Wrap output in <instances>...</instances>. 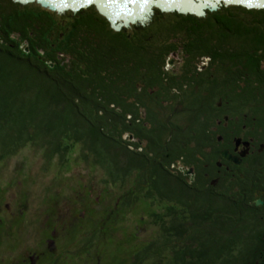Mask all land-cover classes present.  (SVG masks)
Masks as SVG:
<instances>
[{"label":"trees","instance_id":"1","mask_svg":"<svg viewBox=\"0 0 264 264\" xmlns=\"http://www.w3.org/2000/svg\"><path fill=\"white\" fill-rule=\"evenodd\" d=\"M20 3L0 0V158L31 144L48 160L79 144L83 161L102 170L104 183L128 185L121 206L140 198L155 205L154 238L127 264H264V206L240 190L239 177L201 181L206 147L216 145L218 131L209 129L216 116L207 109L217 99L223 107L235 97L251 102L264 141V9L224 3L200 14L151 8L154 18L127 36L95 5L63 9L73 17L59 31L48 13L18 9ZM162 11L174 13L163 17ZM175 34L182 35L178 45L169 40ZM176 51L185 56L181 73L165 68ZM204 57L227 79L226 90L197 70ZM179 76L197 83L180 89ZM132 96L144 116L135 102L129 106ZM178 161L194 167L193 181L172 167ZM254 178L264 180V161Z\"/></svg>","mask_w":264,"mask_h":264},{"label":"rangeland","instance_id":"2","mask_svg":"<svg viewBox=\"0 0 264 264\" xmlns=\"http://www.w3.org/2000/svg\"><path fill=\"white\" fill-rule=\"evenodd\" d=\"M20 1L18 9L37 7L48 13L59 31L73 17L70 10ZM197 5L201 4L195 0ZM150 10L140 14L144 21L118 19L113 25L127 36L137 34L135 27L154 18L156 10ZM172 13L161 12L163 17ZM169 40L178 45L182 35H170ZM176 53L167 55L174 60L167 67L175 71L181 55ZM127 187L104 183L102 170L83 161L79 144L48 160L41 148L31 144L0 158V264H127L131 254L156 233L149 223L155 205L143 198L128 207L119 204ZM143 264L160 262L147 259Z\"/></svg>","mask_w":264,"mask_h":264},{"label":"flooded vegetation","instance_id":"3","mask_svg":"<svg viewBox=\"0 0 264 264\" xmlns=\"http://www.w3.org/2000/svg\"><path fill=\"white\" fill-rule=\"evenodd\" d=\"M0 41H2V39H0ZM23 42L27 44L31 43L27 39H25ZM24 49L28 51L29 47L25 46ZM176 54L177 53L175 52V55ZM204 58H206L205 62L202 63L201 61V63L197 65V70L206 71L207 77L205 79V82L213 83L214 81L222 82L223 80H227L226 78L220 77L221 72H219L214 65L209 63L208 57ZM184 59V55H179V57L176 58L175 62H180V66L179 68H177V71H175L174 68H168L167 64L165 68L173 73H181V66H183L182 62L184 61ZM177 80H179L177 82V85L181 87L180 89L187 88V82H192L190 84L197 83L191 77L179 76ZM180 81L182 83H180ZM143 84L144 83L141 82L138 83L137 90H141ZM237 84H239V86L243 85L240 81V77L237 81ZM220 86L222 91L226 90L225 83L222 82ZM239 88L237 89L240 92ZM190 89L192 88L188 86V90ZM213 90L214 89H212L211 85L210 87H205V101L208 102V100L212 97V93L214 92ZM235 98H237V101H228L225 103L224 107L222 101L217 99L215 101L216 103H214V107L210 106V109H207L208 115H212V118L216 116L213 125H211L209 129L212 130V132H214L215 130L218 131H215L217 133L214 135L216 145L213 146L211 143L209 147H206L208 155H206L207 161L203 162V165L201 167V181L206 185H214L228 175L230 177H239L242 186V189L240 190L243 192L249 191L252 196H254L253 200L254 203H256L255 205L264 206V180L260 181L259 184H257L255 183L256 179L254 178V174L257 171H260V166L264 161V157H262V153L264 151V141L261 139L259 134V130L261 127L259 125L260 118H257L256 114H253V111L248 109V107L253 106L251 102L247 101L243 102V104L242 102H240L239 97ZM127 102L129 103L130 107L133 106L130 103L135 102L140 109L139 111L141 116H144V108H141V106H139L140 104L135 101L134 96L127 97ZM240 103L243 106V108L241 109L242 111H240ZM237 113L240 115H237ZM126 115L128 117L127 121L132 118V114L129 111ZM125 136H127L128 140H131L132 142H139L140 144H144V141L138 139V137L133 135V133L131 132L124 133V137ZM128 146H130V144ZM129 148H134V146L131 145ZM225 151L236 161L228 159L224 155ZM212 154L213 157H211ZM215 155L216 158H214ZM199 157L202 160L205 159L202 155H199ZM172 167L176 168V170L178 171L181 170V173H183L184 175L185 173L183 172V170L188 169L190 172H188L185 176H187V179L189 181H193L196 176V171L193 166H183L180 161H178L177 164H172ZM174 173L177 174V171H174ZM257 201L259 203H257ZM142 245L139 248H141ZM31 264H34V261H31Z\"/></svg>","mask_w":264,"mask_h":264},{"label":"bare ground","instance_id":"4","mask_svg":"<svg viewBox=\"0 0 264 264\" xmlns=\"http://www.w3.org/2000/svg\"><path fill=\"white\" fill-rule=\"evenodd\" d=\"M29 1V0H28ZM254 2H256V0H253ZM160 2V4H164V6H169V7H178L179 9H183V8H187V7H191V8H194V9H197V11H202L203 9V6L206 4V2H208L207 0L205 1V3H203V1L201 2V5H197L196 7L193 5L194 4V1L191 2V0H175L173 2H170L169 0H159L158 3ZM215 2L217 3L218 1L215 0ZM154 3L153 0H147V3H146V9L149 10L151 7V5ZM214 4V3H213ZM136 7V14L140 15L143 13V11H141L140 13H137L139 12L140 10V5L139 6H135ZM177 8V9H178ZM51 9H54V10H60V9H64L62 7H59L58 5L54 8H51ZM178 9V10H179ZM106 12H109L110 14H112V16L115 18H118V19H124L126 20V22H128V20H133L134 19V16H130L129 14H126V15H118L116 16L117 12H118V7L117 6H111L110 8L108 9H104ZM151 11V10H150ZM137 15V16H138ZM112 21H114L112 19Z\"/></svg>","mask_w":264,"mask_h":264},{"label":"water","instance_id":"5","mask_svg":"<svg viewBox=\"0 0 264 264\" xmlns=\"http://www.w3.org/2000/svg\"><path fill=\"white\" fill-rule=\"evenodd\" d=\"M25 1H28V0H25ZM37 2H39V3H41L42 5H44V6H46V7H49V8H54V7H56L58 4H55V3H53V1H52V4L51 3H49L50 1H48V0H37ZM48 2V3H47ZM72 7H74V6H78L77 4H75V3H72V4H70ZM59 7H61V5H58ZM199 6V5H198ZM165 7V9H172V8H174V7H169V6H164ZM196 7V6H195ZM182 12H190V13H197V14H200L201 13V11H197V9H194V8H191V7H187V8H183V9H180ZM101 11L103 12V13H105L106 15L108 14L109 15V19H113V20H115L114 19V17L111 15V14H109V12H106L105 10H103V9H101ZM105 11V12H104ZM107 15V16H108ZM172 55H175V53L173 52L172 53ZM176 56V55H175ZM173 59L172 58H170V59H167V66H169V65H172L173 64ZM224 155L228 158V159H230V160H232V161H236L231 155H229V154H227V152L225 151L224 152ZM183 172L185 173V174H187L188 172H190L188 169H185V170H183ZM257 203H259L258 201H257Z\"/></svg>","mask_w":264,"mask_h":264}]
</instances>
